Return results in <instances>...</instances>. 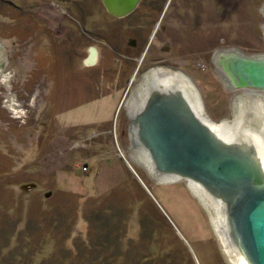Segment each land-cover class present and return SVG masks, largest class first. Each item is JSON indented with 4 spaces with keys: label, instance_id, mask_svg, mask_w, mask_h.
Returning <instances> with one entry per match:
<instances>
[{
    "label": "rangeland",
    "instance_id": "1",
    "mask_svg": "<svg viewBox=\"0 0 264 264\" xmlns=\"http://www.w3.org/2000/svg\"><path fill=\"white\" fill-rule=\"evenodd\" d=\"M163 2L142 0L114 20L102 0H0V264H42L63 244L81 240L91 248L93 238L99 247L89 253L98 261L113 255L114 264H228L211 206L184 181H156L133 161L130 113L142 97L130 95L152 69L183 74L206 117L232 123L244 88H227L213 58L218 50L264 54V0ZM92 50L97 58L87 64ZM53 154L68 161L51 169L45 158ZM74 173L79 181L97 173L102 190L108 180L120 184L80 206L69 184L55 180ZM27 186L36 190L23 203ZM79 206L84 226L74 221ZM23 210L25 221L38 217L40 226L17 225ZM35 251L42 254L32 259Z\"/></svg>",
    "mask_w": 264,
    "mask_h": 264
},
{
    "label": "water",
    "instance_id": "2",
    "mask_svg": "<svg viewBox=\"0 0 264 264\" xmlns=\"http://www.w3.org/2000/svg\"><path fill=\"white\" fill-rule=\"evenodd\" d=\"M137 2L102 0L117 17L131 13ZM249 85L263 89L264 77ZM147 99L137 116L138 135L155 168L196 177L232 198L231 219L240 245L250 264H264V176L259 165L228 151L233 147L218 141L185 98L167 92Z\"/></svg>",
    "mask_w": 264,
    "mask_h": 264
},
{
    "label": "bare ground",
    "instance_id": "3",
    "mask_svg": "<svg viewBox=\"0 0 264 264\" xmlns=\"http://www.w3.org/2000/svg\"><path fill=\"white\" fill-rule=\"evenodd\" d=\"M95 54L92 50L87 64L94 63ZM213 62L216 73L227 88H244L234 98L233 122L215 123L207 118L203 112L199 94L186 75L179 73L168 75L161 73L164 69H152L138 78L130 95L131 101L137 95L142 97L140 102L132 107L136 111L130 113V140L132 143L135 141L137 147V150H132L135 147L131 145V157L134 162L143 166L151 178L156 181H184L196 198L211 206L214 212L211 216V225L226 262L228 264H250L240 245L231 219L230 205L233 199L196 177L178 172L157 171L151 160L150 152L139 140V123L136 122V116L134 117V114L143 106L146 97L148 98L152 92L159 91L162 95L169 92L176 95L178 99L179 97L185 98L202 123L213 130L218 141L227 144L229 148L233 147L227 149L228 151L259 165L260 172L264 176V88L261 93L259 90L246 87L250 86V83L257 84L263 79L264 55H245L236 49L218 50L215 52Z\"/></svg>",
    "mask_w": 264,
    "mask_h": 264
},
{
    "label": "crops",
    "instance_id": "4",
    "mask_svg": "<svg viewBox=\"0 0 264 264\" xmlns=\"http://www.w3.org/2000/svg\"><path fill=\"white\" fill-rule=\"evenodd\" d=\"M53 149L56 152L61 150L59 144H56ZM53 155L55 156L54 158H51V159H48L49 157L45 158V160L49 162L48 165H49V168H51V169H53V168L55 169L56 166L60 165V163L62 161H63L62 162V164H63L64 160L68 161V159H66L67 157L63 159V158H60V156L58 154H56V155L53 154ZM86 158L90 162H92L94 164L96 163V161L94 159H92L91 157H86ZM59 160L61 162H59ZM87 171H88V167H87V170L85 172H87ZM96 172H97V170H96ZM79 177L80 176L77 175L76 173H74L73 176H70V175H67V174H65V176H64L63 174L62 175L60 174V177L56 178L55 180H56L57 183L60 182V184L62 182H67L69 184L68 190H69V192L72 191V193H75L78 196L77 197V204H79L80 206H82L83 202H85L86 199H91V200H95L96 199L97 200V198H101V196H105L106 195L105 192H107L109 188H112V187H113V189L117 188L119 186V184H120L117 181L113 182L111 180H108L106 182H108V184L110 183V187H109V185H107V187L104 190H102L101 188H102L103 185H100L97 182V173H95V176L92 179H90V180H88L89 175H86V174L84 175V178L82 180L80 179V181L78 180ZM35 185L37 186V188L36 187L35 188L38 190L39 189V184L35 182ZM83 186H85V188H83ZM35 188L27 186L25 189H23V192H26V194L24 196V202L22 201L23 203H26V201L28 200L27 193L30 192L32 189H35ZM80 190L82 191V193H80ZM59 191H63V190H59ZM73 191H75V192H73ZM46 196H49V193H47ZM80 206H79L77 212L76 213L74 212V214H73V215H75L74 216V221L76 220L77 221L76 224L77 223H81V226H84L85 222L83 221V219H81V213L80 212L82 211V208ZM25 207H24V210H25ZM52 209H54V208H52ZM24 210L22 211L21 221L17 224L19 226H22V225L24 226V222L28 223L27 222L28 220L25 221L26 220L25 218L27 217V215H24ZM40 212L48 214L50 211H48L47 209H44V207H40ZM24 216H26V217L24 218ZM126 217L128 218V216H126ZM37 218L38 217H36V219ZM36 219H34V217H33V221L29 222L28 225L30 224L29 226H37L38 223H39V226H40L42 221L40 222L38 220V222H37ZM65 219L63 221L64 223L67 222V221L65 222Z\"/></svg>",
    "mask_w": 264,
    "mask_h": 264
},
{
    "label": "trees",
    "instance_id": "5",
    "mask_svg": "<svg viewBox=\"0 0 264 264\" xmlns=\"http://www.w3.org/2000/svg\"><path fill=\"white\" fill-rule=\"evenodd\" d=\"M84 165V164H83ZM85 168L87 166L84 165ZM94 239V238H93ZM91 239L90 244L92 247H96L98 245H94V240ZM80 243L74 244V248H69L68 245L61 246V249L57 253H55L54 256H50L49 258L45 259L42 264H114V258L113 255L107 256L101 260H97L96 257H93L90 255L89 250L90 246H87L85 242L79 240ZM81 244V245H80ZM45 247V246H44ZM43 247V248H44ZM99 247V246H98ZM97 248V247H96ZM43 251V250H42ZM42 251H39L38 253L35 251L32 256V259L35 258L36 255L42 254ZM91 257V258H89ZM57 259V260H56Z\"/></svg>",
    "mask_w": 264,
    "mask_h": 264
},
{
    "label": "flooded vegetation",
    "instance_id": "6",
    "mask_svg": "<svg viewBox=\"0 0 264 264\" xmlns=\"http://www.w3.org/2000/svg\"><path fill=\"white\" fill-rule=\"evenodd\" d=\"M141 1H142V0H138V2H137V4H136L135 8L133 9V11H131V13L135 11V9L139 6V4H140ZM158 1H159V0H157V2H158ZM170 2H171V0H164L162 6H165V8H167V7L170 5ZM178 6H179V5H178ZM103 7H104L105 11L108 12V11L106 10V8H105L104 5H103ZM164 11H165V10H164ZM131 13H129V14L125 15V16H122V17L113 16V15H111L110 13H108V16H110V17H111L112 19H114V20H120V19L127 18ZM163 14H164V12H163ZM163 14H162L161 17H160L159 22L157 23V24H158V25H157V28L160 27V23H161V20H162V16H163ZM157 21H158V20H157ZM154 34H155V31H153V33L151 34L148 44H150V43L153 41V39H154ZM132 38H133L132 40H133L134 42H136V41L141 40V35H136L135 37L133 36ZM90 54H91V52H90ZM95 55H96V54H95ZM259 55L262 56V55H264V54H259ZM95 57L97 58V55H96ZM246 87H247V86H246ZM250 87H251V86H250ZM247 88H248V87H247Z\"/></svg>",
    "mask_w": 264,
    "mask_h": 264
}]
</instances>
